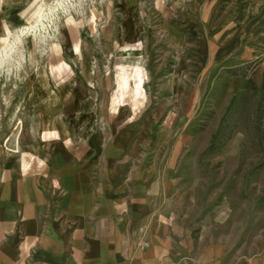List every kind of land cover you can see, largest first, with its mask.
Segmentation results:
<instances>
[{"label":"rangeland","instance_id":"1","mask_svg":"<svg viewBox=\"0 0 264 264\" xmlns=\"http://www.w3.org/2000/svg\"><path fill=\"white\" fill-rule=\"evenodd\" d=\"M46 2L0 0V47ZM226 24L242 42L208 64ZM21 38L0 62V178L32 153L85 150L124 117L161 115L180 63L175 80L198 88L175 126L201 167L192 226L231 264L264 261V0H65ZM244 50L242 65L222 67ZM254 70L252 86L231 89Z\"/></svg>","mask_w":264,"mask_h":264},{"label":"crops","instance_id":"2","mask_svg":"<svg viewBox=\"0 0 264 264\" xmlns=\"http://www.w3.org/2000/svg\"><path fill=\"white\" fill-rule=\"evenodd\" d=\"M226 28L231 32L215 43L214 35ZM233 28L219 25L213 32L208 64L220 51L224 59L238 50L242 41ZM247 56L244 50L221 65H242ZM179 64L171 68L174 82L160 87L169 93L157 104L161 115L124 117L85 150L62 147L35 160L32 153L30 166H5L0 264H231L227 254L220 256L219 244L192 226L187 207L198 200L191 173L201 167L175 126L184 123L183 94L198 88L175 80ZM255 72L231 89L252 86Z\"/></svg>","mask_w":264,"mask_h":264},{"label":"bare ground","instance_id":"3","mask_svg":"<svg viewBox=\"0 0 264 264\" xmlns=\"http://www.w3.org/2000/svg\"><path fill=\"white\" fill-rule=\"evenodd\" d=\"M64 1L65 0H54V2H51V3L46 2L44 4H41L36 9L35 16H34V9H33V19L30 22L23 23L22 25H20V27L17 28V31H13L10 33L8 32L9 33L8 38L6 39L4 44L0 47V62H2V60H4L9 55H11L10 54L11 51L12 50L14 51V47L17 45V42L22 39L21 38L22 35H24L28 31H30L31 29H34V23H36V22L38 23V21L40 22L41 20H44V19H49L51 16V13L55 11V8L59 5L64 4ZM29 2H31V1H29ZM12 54H13V52H12ZM10 58H11V56H10ZM10 61H11V59H10Z\"/></svg>","mask_w":264,"mask_h":264},{"label":"built area","instance_id":"4","mask_svg":"<svg viewBox=\"0 0 264 264\" xmlns=\"http://www.w3.org/2000/svg\"><path fill=\"white\" fill-rule=\"evenodd\" d=\"M146 244L147 242L143 241L141 242L140 247L143 248ZM259 264H264V261H261Z\"/></svg>","mask_w":264,"mask_h":264}]
</instances>
